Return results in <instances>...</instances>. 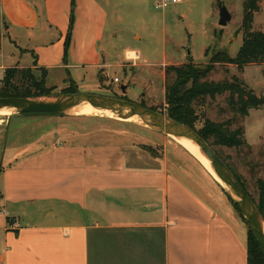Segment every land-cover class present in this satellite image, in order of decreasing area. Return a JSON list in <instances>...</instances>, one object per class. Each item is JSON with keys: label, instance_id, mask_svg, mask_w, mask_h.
I'll list each match as a JSON object with an SVG mask.
<instances>
[{"label": "crops", "instance_id": "obj_1", "mask_svg": "<svg viewBox=\"0 0 264 264\" xmlns=\"http://www.w3.org/2000/svg\"><path fill=\"white\" fill-rule=\"evenodd\" d=\"M71 1L0 0V22L5 31L29 35L56 27L65 50ZM76 3L77 25L85 11L83 0ZM53 43L34 45L27 66L49 75L75 70L76 83L85 78L80 69L103 74L112 66L75 40L67 57L61 45L53 60L44 50ZM98 136L86 132L31 153L17 149L2 163L0 264H250L245 225L221 214L166 156L124 134L117 141Z\"/></svg>", "mask_w": 264, "mask_h": 264}, {"label": "rangeland", "instance_id": "obj_2", "mask_svg": "<svg viewBox=\"0 0 264 264\" xmlns=\"http://www.w3.org/2000/svg\"><path fill=\"white\" fill-rule=\"evenodd\" d=\"M72 1L68 4L69 31L63 39L67 38L66 42L69 40L68 54L72 40H75L79 49L98 50L102 60L112 66L106 68L103 74H100L101 70L80 69L85 78L83 82L79 76V79L74 78L77 83L70 81L72 76H76L75 70L69 73L66 69H52L50 75L47 72L46 79V87L52 90L51 94H62L64 89L74 85L83 93L125 97L167 115L166 86L176 76L167 74L169 67L186 64L192 58L195 65L204 68L217 52L225 51L236 57L243 43L245 0H183L166 8L156 7L159 0H102L108 10L106 13L98 1L83 0L85 13L81 16L79 12L81 20L77 25V3L75 0L73 7ZM220 1L232 13V20L224 27L219 25ZM249 14L253 17L252 30L264 31V0L259 1L257 11ZM44 28L45 31L29 35L21 30L5 31L0 22V38L3 39L0 66H5L0 68V85L8 67H30L32 73L41 79L43 73L37 65L27 66L34 62V45L41 47L39 44L52 40L54 43L44 49L50 53L49 57L55 60L61 53H58L61 45L63 53L60 29ZM133 49H139L141 53L136 61L126 58V52ZM116 77L119 82L114 80ZM234 77L257 96H264V63L247 65L242 70L233 64H217L208 79L232 81ZM122 85H126L125 92ZM229 97L230 93L225 92L197 104L196 126L200 128L205 119H210L215 122L232 121L233 127L239 123L244 128L245 146L215 148L239 175L256 202L258 182L264 181V105L259 109H250L249 114L243 117L232 110ZM86 132L110 137L112 141H117L124 134L136 145L152 146L159 155L166 156L170 167L178 171L221 214L249 229L226 189L184 141L136 122L108 116H77L72 112L0 115V167L17 149L25 148L31 153L73 140Z\"/></svg>", "mask_w": 264, "mask_h": 264}, {"label": "trees", "instance_id": "obj_3", "mask_svg": "<svg viewBox=\"0 0 264 264\" xmlns=\"http://www.w3.org/2000/svg\"><path fill=\"white\" fill-rule=\"evenodd\" d=\"M259 1L245 0L244 9L246 12L243 22V43L236 57H231L227 52L220 51L213 54L209 64L204 68L195 65L193 59L190 58L188 63L171 66L166 71L168 75L170 73L176 75L174 80L168 82L166 86V104L169 106L167 115L180 123L194 128L214 147L225 162V158L215 147L245 146L247 141L244 128L239 123L233 127L232 121L215 122L210 119H205L203 126L197 128L198 119L195 106L202 104L208 97L214 99L225 92L230 93L229 104L232 110L243 117L249 114L250 109H259L264 105V96H257L253 90L248 89L236 77L232 81L208 79L209 74L215 70L217 64H233L242 70L247 65L264 63V31L252 30L253 17L252 14H249V12L258 10ZM72 4L74 7L75 0L72 1ZM68 50L69 40L66 42L65 57L68 56ZM40 69L43 73L41 79H38L32 73L30 67L28 69H19L15 66L5 69L1 78L0 97H33L51 94L52 90L46 87L48 70L45 68ZM100 81L102 82V78H100ZM76 91L77 88L73 85V87L70 86L64 89L63 93H75ZM122 98L126 99L125 97ZM141 105L146 106L143 103ZM152 109L158 111L156 108ZM146 148L154 155L158 154L152 146H146ZM227 165L230 167L229 163ZM230 169L246 191H248L239 175L231 167ZM258 183L259 196L256 204L264 215V181H259ZM234 206L236 207L235 204ZM247 252L250 264H264V250L250 228L247 232Z\"/></svg>", "mask_w": 264, "mask_h": 264}, {"label": "water", "instance_id": "obj_4", "mask_svg": "<svg viewBox=\"0 0 264 264\" xmlns=\"http://www.w3.org/2000/svg\"><path fill=\"white\" fill-rule=\"evenodd\" d=\"M218 7L219 25L224 27L232 20V13L223 1L219 2ZM188 54L190 55V51H188ZM122 91H126V85H122ZM86 105H90L100 112L95 114H79L78 110ZM1 110H10L12 111L11 114H65L72 112L77 116H108L123 121L136 122L156 132L192 141L200 148L202 154L210 162L215 173L222 181V186L226 189L264 250V215L214 147L191 126L180 123L159 110H154L132 100L83 93L79 90L75 93L48 94L33 97H0Z\"/></svg>", "mask_w": 264, "mask_h": 264}, {"label": "bare ground", "instance_id": "obj_5", "mask_svg": "<svg viewBox=\"0 0 264 264\" xmlns=\"http://www.w3.org/2000/svg\"><path fill=\"white\" fill-rule=\"evenodd\" d=\"M128 54L130 55V57H135V55L137 54L135 51H130L128 52ZM134 55V56H133ZM94 109V110H93ZM100 111L95 109L94 107L90 106V105H86L83 108L78 110L79 114H95V113H99ZM12 111L10 110H1L0 111V115H11ZM175 137V136H174ZM178 138V137H176ZM181 141H184L185 144L194 151V154L196 155V157L201 160V162L205 165V167L208 169V171L210 173H212V175L216 178V180L218 181V183L222 184V181L219 179V177L217 176V174L215 173L214 169L212 168L210 162L206 159V157L202 154L200 148L194 144L192 141L186 139V138H178Z\"/></svg>", "mask_w": 264, "mask_h": 264}, {"label": "built area", "instance_id": "obj_6", "mask_svg": "<svg viewBox=\"0 0 264 264\" xmlns=\"http://www.w3.org/2000/svg\"><path fill=\"white\" fill-rule=\"evenodd\" d=\"M183 0H159L158 2H157V8H166V7H168L169 5H171V4H176V3H180V2H182ZM137 54L135 55V57H130L129 55H128V53H127V58H128V60H131V61H136L137 59H139L140 58V53L139 52H136ZM116 82H119L120 81V79L118 78V77H116L115 79H114Z\"/></svg>", "mask_w": 264, "mask_h": 264}]
</instances>
